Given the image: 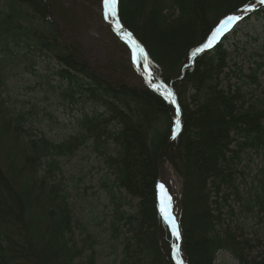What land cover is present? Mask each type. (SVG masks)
I'll use <instances>...</instances> for the list:
<instances>
[{
    "label": "trees",
    "instance_id": "16d2710c",
    "mask_svg": "<svg viewBox=\"0 0 264 264\" xmlns=\"http://www.w3.org/2000/svg\"><path fill=\"white\" fill-rule=\"evenodd\" d=\"M259 1L118 0L122 25L139 39L149 59L148 66L140 63V71L148 73L150 85L171 87L175 106L155 87L115 85L93 72L62 42L59 23L51 13L53 1L0 0V264H95L96 258L87 254V247L95 248L98 243L87 231L88 238L81 243L70 237L79 223L72 224L68 190L62 189L65 194L60 196L58 184L51 180L57 172L63 174L62 160L74 157L90 140L93 146L108 140L115 144L116 155L106 160L114 177V192L124 191L139 199L135 215H127L119 200L116 220L105 229L109 241L123 237L125 257L120 264H175L169 256L173 237L161 223L155 201L165 150L182 181L179 201L186 264H214L220 253L231 255L240 264H264V253L247 257L246 247L229 225L224 234L217 233V224L223 220L213 212L210 200L211 193L219 197L226 189L223 202L231 196L239 201L236 161L247 149L264 153V91L261 99L255 98L254 90L261 88L256 74L264 73V60H256L248 75L240 71L238 83L243 81L242 85L233 90L231 84L224 90L218 86L221 74L217 72H222L226 56L222 59L217 50L197 51L223 18ZM176 13L177 19L168 24ZM212 53L218 58L216 66L208 63ZM42 60H47L44 73L39 66ZM26 73L36 77L47 99L53 96L74 103L79 94L82 104L90 103L95 111L81 114L75 133L53 143L34 127L42 126L45 116L58 124L52 113L40 108L38 112L36 105L29 109L7 106L11 83L16 75ZM215 74L220 75L214 78ZM53 76L60 80L54 81ZM247 79L256 87L249 86L253 89L250 97L243 93ZM190 88L196 92L192 95L197 103L194 111L186 103ZM177 107L181 130L167 149ZM99 110L107 116H100ZM113 123L117 131L109 130ZM233 145L235 149H231ZM148 166L149 180L139 182L137 169ZM191 185L196 196L191 195ZM113 189L110 196L115 198ZM254 189L242 207L262 214L264 179ZM111 200L117 204L116 199ZM214 203L222 214L223 204L218 199ZM194 205L200 210L192 214ZM231 216H235L233 211ZM133 222L137 227L125 231ZM198 231L199 237H195ZM198 252L203 260L195 257Z\"/></svg>",
    "mask_w": 264,
    "mask_h": 264
},
{
    "label": "rangeland",
    "instance_id": "374dc122",
    "mask_svg": "<svg viewBox=\"0 0 264 264\" xmlns=\"http://www.w3.org/2000/svg\"><path fill=\"white\" fill-rule=\"evenodd\" d=\"M48 1H53L52 3H54V9L51 13H53L54 19L59 23L62 42L70 47L80 60L85 61L93 72L115 85H127L136 89L152 86L159 92L165 93L167 91L166 93L171 95V87L163 86L160 83L150 85L151 80L148 73L140 71V65L148 66L149 59H147L146 53L140 44H137L139 45L138 48L135 46L132 50L124 42L123 37L126 35L122 36L121 33H125L128 29H125L118 19V7H116L115 18L108 17L106 19L103 0ZM261 9V12L256 14V7H249L241 12L231 14L230 16L239 17V20L232 22L233 25L229 27L230 33L225 34L224 29L213 46L210 49H205L211 52L214 50L216 52L217 50L219 54H223L222 59L226 56L222 72H217L221 74H219L220 77L218 79L220 89L227 90L232 84V89L234 90L236 86L242 85L243 81L238 83L240 71L243 70V73L248 75L250 69H254L256 60L259 58L262 61L264 60V6ZM177 16L178 13L169 19L167 23L171 24L175 18L177 19ZM228 17L223 19L221 23ZM117 23L121 26L119 31L117 30ZM221 23L216 29L220 27ZM216 29L211 33V36ZM211 56L213 57L208 58V63L213 62L214 66H216L214 61L218 58H216L215 53H212ZM46 65L47 60H42L39 65L42 73L46 71ZM135 66L137 68L134 69L133 67ZM53 67H51L50 71ZM54 69H56V66ZM219 75L215 74L213 77L216 78ZM256 75H258L257 83L261 85V88L258 90L254 89L256 87L252 82L253 80L247 79V85L244 86L243 93H248L250 97V92L254 89L256 91L255 98L260 97L263 99L264 73L260 71ZM16 76H18L16 81L14 80L11 83L7 92L9 95L7 106H12L11 108L16 109L20 107L29 109L36 105L38 112L40 108L41 111L45 110L44 112L52 113V116L54 115L58 120V124L50 123V117L41 116L44 119L42 126L34 127L39 133L44 132L46 137L53 143H60L69 133H75L77 127L76 119L81 114L84 112L90 114L95 111L90 103L87 106L82 104L83 99H80L79 94H76L74 103L58 101L53 96L47 99V97L43 96L44 91L39 86L35 76L28 73ZM56 78V76L52 77V79H55L54 81L60 80L59 77ZM207 78L206 76L205 79ZM209 82L213 83L212 80H209ZM249 86L253 87V89H250ZM195 93L192 88L186 93V103L189 104L190 109L193 111L197 104L192 99V95H195ZM98 113L100 116H107V113L101 112V110ZM43 114L45 115V113ZM114 124L116 123L109 126V130L117 131L118 127ZM154 128L155 130L158 129L159 123L154 124ZM94 146L93 141L90 140L85 147L75 151L74 157L63 159V174L57 172V177L54 178L52 176L51 180L58 184L61 190L59 191L60 196L63 193L65 194V192L62 193V189L63 191L65 189L66 191L68 190L67 199L71 210L72 224L75 226L76 222L79 223L78 226H75L74 232L70 237L81 243L84 237L88 238L87 233H89L94 236L96 243H98L95 248L87 247V254L94 255L96 258L95 264H120L125 257L123 255L124 247L121 244L123 237H119V241H109V233H106L105 229L112 223L113 219L114 222L116 220V207L119 204V200L124 203L123 210H125L127 215H135L138 212L139 199H132L124 191H120L122 197L120 193L114 192L112 184L114 177L110 174L106 160L110 155H116L115 144L108 140L105 144ZM231 149H235V146L233 145ZM235 168L237 170L235 185L239 186L237 195L240 200L237 201V196H231L227 203L223 202L222 195L226 193V189H223L219 197H217L216 193H211V206L215 210L213 212L216 215H221L219 218L223 220L221 224H217L220 225L219 228H216L217 233L221 236L224 234L223 230L225 227L229 225L236 236L235 238L246 247L244 251L247 257H259L264 253V213L261 214L257 210L252 212V210H249L250 207L248 209L242 207V202L249 198V194L254 192L256 190L254 188L259 186L260 180L264 179V153L255 154L254 151L245 150L240 154V160L236 161ZM170 173L171 176L167 177L165 175L163 177L164 172H162L160 185H163V190L160 188V195L163 197L165 192L167 193L171 198L167 210L175 213V208L177 210L178 201L181 197L182 181L174 175L173 171ZM135 174L138 176L139 182L143 178L147 181L151 175V166L146 167L145 170L141 168L139 170L138 168ZM190 187L191 195L196 196V190L192 185ZM112 189L117 196L115 198L110 196V190ZM123 198L126 201H123ZM111 199H116L117 204H114ZM216 199L223 204L222 214L219 208H215L216 204L214 201ZM1 200L3 199L0 197ZM10 204L7 201V205L9 206ZM197 210H200L199 207L191 206L190 213H197ZM229 210L233 211L235 216H231V211ZM260 217L263 218V222L260 221ZM133 225H128L129 229L126 227L124 228L125 231L134 230V227H137L136 222H133ZM199 234L200 231L195 234V237H199ZM176 239L174 247L177 244L179 245ZM195 257L203 260V255L200 252ZM214 264L240 263L231 255L220 253Z\"/></svg>",
    "mask_w": 264,
    "mask_h": 264
},
{
    "label": "bare ground",
    "instance_id": "6f19581e",
    "mask_svg": "<svg viewBox=\"0 0 264 264\" xmlns=\"http://www.w3.org/2000/svg\"><path fill=\"white\" fill-rule=\"evenodd\" d=\"M229 25H232V23L228 24L224 29H226ZM126 32V31H125ZM122 36H125V33H121ZM136 45V43L134 44V46ZM175 106L176 104L173 103ZM173 124L172 126H170V134H169V141H168V145H167V149L169 148L170 144L176 139V137L178 136V134L180 133L181 130V125L180 122L177 121V116H173L172 118ZM166 151L164 153V156L162 158V167L160 170V174H159V178H158V182H157V187H156V197H155V201L157 204V211H158V216L161 220V223L164 224V226L167 228V230L170 232L171 237H173V243H172V247L169 251V256L172 258V260L175 262V264H180V262L182 261V264H186V260L182 258L183 255V249H182V242H183V229L181 228V215H182V210H181V205H180V201H178V205H177V210L175 208V213H171L169 210H167L172 217H174V222L176 225L177 230L179 231L180 234V238L179 240H177L175 238V235L173 233V228H172V224L169 221H166L164 218V214L161 212V204H162V197L160 195V178L162 175V172H164L163 177H165V175L171 176L170 172L173 171L174 175L177 176L179 178V176L177 175V173L175 172V170L173 169V167L171 166V164L169 163V161L166 158ZM260 221L263 222V219L260 217ZM221 224V223H220ZM175 239L178 241L179 245L177 244L176 247L175 246Z\"/></svg>",
    "mask_w": 264,
    "mask_h": 264
},
{
    "label": "snow or ice",
    "instance_id": "6c2138e0",
    "mask_svg": "<svg viewBox=\"0 0 264 264\" xmlns=\"http://www.w3.org/2000/svg\"><path fill=\"white\" fill-rule=\"evenodd\" d=\"M118 0H103L104 8H105V18L107 19L108 17H113L115 18L116 16V7H117ZM261 4H264V0H260ZM239 17L236 16H229L226 20H224L220 27L216 29V31L213 33L211 38L208 40V43L205 44L202 48L197 49L198 52H203L205 49H210L213 44L217 41V37L221 35V33L224 31V28L232 23L233 21H238ZM117 30H121V26L119 23H117ZM130 36V34H129ZM138 48L139 45H136ZM195 55V54H194ZM172 103H175V100H172ZM179 112V108L177 107V113ZM161 189L163 190V185L160 186ZM170 200L171 198L167 195L165 192L164 196L162 197V204H161V212L164 214V218L166 221L171 222L172 228H173V233L176 236L177 240L180 238L179 231L176 228L175 222H174V217L171 216V214L167 211L168 206L170 205ZM182 264V261L180 262Z\"/></svg>",
    "mask_w": 264,
    "mask_h": 264
}]
</instances>
